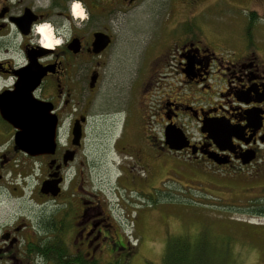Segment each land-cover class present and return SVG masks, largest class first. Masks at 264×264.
<instances>
[{"label": "flooded vegetation", "instance_id": "af4514ba", "mask_svg": "<svg viewBox=\"0 0 264 264\" xmlns=\"http://www.w3.org/2000/svg\"><path fill=\"white\" fill-rule=\"evenodd\" d=\"M148 1L82 0L88 18L80 21L71 16L70 0H0V55L22 54L27 60L21 67L11 58L0 60V77L16 78L11 89L0 88V186L7 193L17 192L14 199L30 202L25 212L0 222V264H121V251H135L111 204L101 190L96 192L91 167L79 161L90 116L89 107L73 102L84 90L94 97L103 66L119 63L116 58L126 48V38L139 41L148 34L136 58L134 109L121 122L123 129L131 126L136 115L137 124L143 125L138 139L143 140L133 142L125 133L118 137L116 154L129 169L122 170L117 183L136 169L150 183L160 170L249 172L263 162L264 56L254 51L253 34L244 41L233 33L208 32L199 23L204 16L222 17L228 13L226 4L233 3L264 19V0H169L170 19L159 28H121L131 12L153 15ZM220 5L216 14L213 9ZM65 18L72 33L66 43L56 49L31 43L33 24L49 21L59 26ZM234 19L242 34V20ZM121 31L127 35L124 40L117 36ZM50 53L53 58L48 60ZM35 106L49 109L55 120L48 124L54 128L51 153L31 154L15 143L18 131L11 120L16 112ZM208 122L225 128L229 141L217 143L202 133ZM214 157L226 163L219 165ZM30 178H35L36 192L29 195L24 187ZM47 182L57 183L55 195L41 192ZM137 186H142L140 181ZM256 218L257 224L263 220Z\"/></svg>", "mask_w": 264, "mask_h": 264}, {"label": "rangeland", "instance_id": "374dc122", "mask_svg": "<svg viewBox=\"0 0 264 264\" xmlns=\"http://www.w3.org/2000/svg\"><path fill=\"white\" fill-rule=\"evenodd\" d=\"M148 3L153 15L131 12L121 28H159L161 22L166 23L169 0H149ZM244 7L237 3L226 4L227 14L204 16V22L199 25L208 32L233 33L244 41H249L246 36L253 34V49L264 56V19L250 16ZM222 8L220 5L213 11L217 14ZM229 13L242 20L245 27L241 28L242 34L240 28H236L235 17ZM119 35L123 40L127 37L122 31ZM147 36L142 35L139 41L125 39L126 48H122L116 58L119 63L103 66L102 84L94 97L84 90L73 98L75 105L89 107L90 116L84 140L85 157L79 156V161L91 167L90 178L96 192L101 190L98 193L111 204L124 233L131 235L132 247L137 241L132 255L120 252L121 264H264V220L257 224L260 219L252 217L247 208L249 200L257 196L260 189L264 190V160L249 168V172L207 169L197 173L188 168L181 171L175 168L167 173L160 170L153 174L155 181L150 183L136 169L127 172L129 178L117 183L124 174L122 170L129 169L127 161L123 162L116 154L114 144L118 137L125 133L133 142L143 140L138 139L143 125L137 124L136 115L132 117L131 126L125 125L123 129L121 122L134 109L136 58L139 48L146 45L142 42ZM129 49L134 53L130 54ZM36 172L34 167L32 173ZM133 180L136 182L132 184ZM137 181L142 186H137ZM24 190L29 195L36 192L35 178L27 179ZM15 194L17 192L7 193L0 186V222L10 220L15 213L25 212L30 203L22 198L14 199ZM248 220L258 221L250 225Z\"/></svg>", "mask_w": 264, "mask_h": 264}, {"label": "water", "instance_id": "95a60500", "mask_svg": "<svg viewBox=\"0 0 264 264\" xmlns=\"http://www.w3.org/2000/svg\"><path fill=\"white\" fill-rule=\"evenodd\" d=\"M48 111L49 109H46L43 106H35L28 112L23 111L15 113V118L11 121L15 122L14 126L18 131L15 137V143L19 148L31 154H45L53 151L54 128L48 126V124L54 125L55 120L50 117L51 115ZM40 122H45L46 126H39ZM167 130L169 131L170 128ZM77 131L78 128L74 125L73 134L76 135ZM201 132L207 133L210 139L217 143L219 141L223 143L229 141L230 133L225 128L212 124L211 122H208L207 125L205 124L204 127L201 128ZM173 134L179 136L174 131ZM173 149H180V147H173ZM213 159L219 165L226 163V160L224 159H215V157ZM250 159H252V156L249 157L248 160H245L244 163L249 162ZM57 190L58 187L56 182L44 183L41 188V192L50 193L52 195H55Z\"/></svg>", "mask_w": 264, "mask_h": 264}, {"label": "clouds", "instance_id": "9594fccd", "mask_svg": "<svg viewBox=\"0 0 264 264\" xmlns=\"http://www.w3.org/2000/svg\"><path fill=\"white\" fill-rule=\"evenodd\" d=\"M69 8L73 18H78L80 21L88 18V12L82 3V0H70ZM12 33H15V38L17 40L21 39L19 33L16 31L15 25L12 26ZM32 33L34 34V38L31 43L45 49H56L70 39L72 35L71 22L65 18L63 22L57 26L49 21H43L32 25ZM9 35H11V33ZM9 58L15 61V67H21L23 64L27 63V60L23 58L22 54L19 58L9 57L7 54L0 55V60ZM45 58L51 60L53 54H47ZM15 79V76L12 75L7 76V78L0 77V88L7 87L11 89ZM39 259L42 260V257Z\"/></svg>", "mask_w": 264, "mask_h": 264}, {"label": "trees", "instance_id": "16d2710c", "mask_svg": "<svg viewBox=\"0 0 264 264\" xmlns=\"http://www.w3.org/2000/svg\"><path fill=\"white\" fill-rule=\"evenodd\" d=\"M259 191L257 196L249 200V206L247 205V208L250 209L251 212L249 214L252 215V217L264 219V190L260 189ZM112 264L118 263L113 262Z\"/></svg>", "mask_w": 264, "mask_h": 264}]
</instances>
